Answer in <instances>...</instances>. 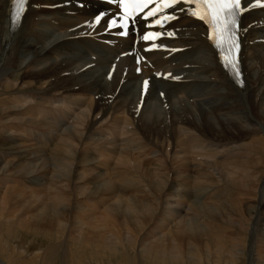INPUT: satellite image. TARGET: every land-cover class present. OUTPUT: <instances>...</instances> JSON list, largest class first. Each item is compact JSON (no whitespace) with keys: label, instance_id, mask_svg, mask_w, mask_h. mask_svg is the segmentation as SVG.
<instances>
[{"label":"bare ground","instance_id":"1","mask_svg":"<svg viewBox=\"0 0 264 264\" xmlns=\"http://www.w3.org/2000/svg\"><path fill=\"white\" fill-rule=\"evenodd\" d=\"M31 1L11 33L9 0H0V258L264 264V6L243 4L245 82L236 87L199 22L177 23L181 37L171 46L186 48L173 56H183L176 66L150 58L157 71L170 66L180 82L143 72L129 55L109 78L114 57L131 42L115 15L94 19L102 6L66 14L76 9L71 0ZM62 37L65 45H56ZM156 82L170 88L160 91ZM46 94L59 105L44 102ZM192 153L209 159L197 161L196 172L185 158ZM10 164L16 177L4 174ZM72 212L75 222L91 220L99 229L105 223L103 233L83 237ZM18 233L29 234L23 242L49 246L23 251L16 241L11 250L9 237Z\"/></svg>","mask_w":264,"mask_h":264},{"label":"snow or ice","instance_id":"2","mask_svg":"<svg viewBox=\"0 0 264 264\" xmlns=\"http://www.w3.org/2000/svg\"><path fill=\"white\" fill-rule=\"evenodd\" d=\"M112 2H117V0H112ZM134 2H139L145 4L147 6L148 4L155 3V0H134ZM162 3L165 4L166 7H171L175 6L181 3H200L203 5H208V9L206 10V13L204 15L199 16L201 20H205V16L209 15L213 12V8L211 7L212 5H223V8L218 9V12H222L225 14L227 18V23H226V30L230 34L233 39L230 42V48L229 51L232 49H239V44L236 42L234 39L236 32L239 31L240 29L236 26V18L240 15L242 11V0H161ZM257 3H262L264 4V0H256ZM12 3V12H11V19L14 27H19L20 26V20L21 17L23 16L24 12L26 11V8L24 7L29 3V0H11ZM118 3L123 4L125 3V0H118ZM17 5H19V10L17 11ZM230 6V7H229ZM163 9H161L162 11ZM183 10V9H181ZM141 12H143V9H141ZM157 10L156 9H151L147 13H144L145 18L147 19L149 16H156ZM191 15H195V12L190 13ZM175 19L176 17L174 15L165 16L163 19ZM99 19V17L97 18ZM212 20H217V17L215 15L212 16ZM209 22V21H206ZM159 23V21H157ZM163 27V24L160 25ZM158 34L156 33H145L143 39L148 40L151 37H156ZM172 35V34H170ZM209 39H212L211 36H209ZM214 45L217 47L219 50L220 44L219 41H213ZM222 63H225V67L229 69V74L231 75L233 81L240 87L244 86V81L242 77V72L240 70L239 66V59L238 57H233L232 59L228 61H224L222 58ZM159 75V74H158ZM169 76L171 74H168ZM111 78V76H109ZM178 79V77L176 78ZM144 89L146 90L148 88L149 82L145 80L143 82ZM163 95V93H161Z\"/></svg>","mask_w":264,"mask_h":264},{"label":"rangeland","instance_id":"3","mask_svg":"<svg viewBox=\"0 0 264 264\" xmlns=\"http://www.w3.org/2000/svg\"><path fill=\"white\" fill-rule=\"evenodd\" d=\"M61 0H59L58 2H60ZM57 2V3H58ZM56 45H65V39L62 37V38H60L59 40H57V42H56ZM245 63H246V58H245ZM93 98V97H92ZM41 99H43V101L44 102H49V103H51L52 105H54V106H58L59 104L58 103H56L55 102V98H54V96L53 95H49V94H46V95H44V96H42L41 97ZM214 101H216V95H214L213 96V98L211 99V101H210V103L209 104H212V103H214ZM199 105V104H198ZM112 117V114L110 115V118ZM113 127H115V126H120V125H126V127H128V128H133V127H131L126 121H116V122H112V124H111ZM64 127L65 126H63L62 125V127H61V133H62V131L64 130ZM230 141H233V142H237V141H240V138H236V139H233V140H230ZM45 158V157H44ZM186 159H188V160H190L191 161V165H192V167H190L189 168V170L190 171H193V172H196V171H198L200 168L195 164L197 161H201V162H207L209 159L205 156V155H194L193 153H192V157H185ZM4 164H0V167L1 166H3ZM13 166H14V164H10V166L8 167V169L4 172V174L6 175V177L7 178H13V177H16V171L15 172H13V171H10V168H13ZM239 193H243V191H238ZM170 192H168L167 193V195L169 194ZM194 194V193H193ZM166 198V197H165ZM19 200V199H18ZM165 201H166V199H165ZM104 206L105 205H103V206H101L99 209H101V208H104ZM95 209H91L90 210V212H92V211H94ZM96 210H98V209H96ZM9 212L7 211L6 212V214H8ZM5 217H8V216H5ZM71 222H72V227H73V229L75 230V231H81L82 232V236L83 237H89V238H91V239H94V240H96L97 239V237L98 236H100L102 233H103V230H104V225H105V223H103L102 222V229H99V228H96V224H95V222L94 221H88L87 223H78V222H75V220H74V216H73V212L71 213ZM0 227H1V225H0ZM54 231H56V230H54ZM19 232V231H18ZM20 233V232H19ZM17 234V235H19L18 237H15V239H14V237H13V239H12V236L11 237H9V238H11V240H12V243H11V240H10V244L8 245V247H9V249L11 248V250H13L14 249V246H15V243H16V241H18V242H20V245H23L22 246V248L20 249V250H23V251H25V249H23V248H29L30 250H33V249H38L39 250V248H42V249H46V247H48L49 245H47V244H49V243H43L42 244V242H37V241H33L32 239H30V241H22V238L20 237V236H22L23 234ZM27 235H29V234H27ZM27 235H23V236H25L24 237V239H26V238H28V236ZM243 235V234H242ZM21 238V239H20ZM8 239V238H7ZM18 239V240H17ZM9 240V239H8ZM27 242H32V243H27ZM25 243V244H24ZM27 243V244H26ZM36 243V244H35ZM12 244V245H11ZM35 245V246H34ZM45 246V248H44V246ZM24 246H26V247H24ZM6 247V246H5ZM13 247V248H12ZM35 247V248H34ZM27 252V251H26ZM17 253H18V251H17ZM0 254H2L1 252H0ZM25 255V254H24ZM26 255H28L27 253H26ZM21 256H23V255H21ZM15 258L17 257V255L16 256H14ZM3 258V259H2ZM5 258L3 257V255H1V258H0V260H2L5 264H9V262H12V264H23V263H18V261H22V260H24L25 258L23 257V258H20V259H18V260H16V259H13V261H10L9 259H5ZM39 260V262L41 261L40 259H37L36 261H35V264H39V262H37ZM91 260H94L93 258L91 259ZM96 260H98L99 262H101V263H103V264H125V263H123V262H121L120 261V259H103V258H98V259H95L94 260V264H95V261ZM120 261V262H119ZM152 260H150V261H148V262H151ZM49 262H51V264H53V261H49ZM48 262V264H50ZM30 264V263H29ZM32 264H34V262L32 263ZM59 264H62L61 262L59 263ZM84 264H89L88 263V261H87V259H84Z\"/></svg>","mask_w":264,"mask_h":264}]
</instances>
